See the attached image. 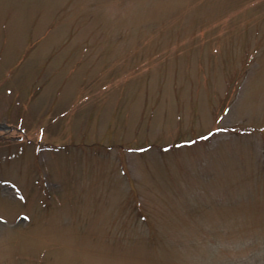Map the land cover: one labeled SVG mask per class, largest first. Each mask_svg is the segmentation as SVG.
Here are the masks:
<instances>
[{
    "label": "rangeland",
    "instance_id": "obj_1",
    "mask_svg": "<svg viewBox=\"0 0 264 264\" xmlns=\"http://www.w3.org/2000/svg\"><path fill=\"white\" fill-rule=\"evenodd\" d=\"M0 264H264V0H0Z\"/></svg>",
    "mask_w": 264,
    "mask_h": 264
}]
</instances>
